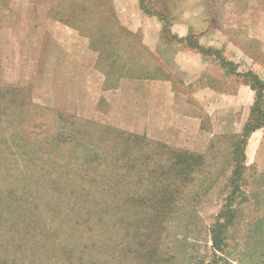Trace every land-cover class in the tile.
Returning <instances> with one entry per match:
<instances>
[{"label":"rangeland","instance_id":"rangeland-1","mask_svg":"<svg viewBox=\"0 0 264 264\" xmlns=\"http://www.w3.org/2000/svg\"><path fill=\"white\" fill-rule=\"evenodd\" d=\"M197 4L0 0V264H264V126L241 142L253 108L251 121L264 122V0ZM154 29L193 51L175 66L167 50L148 49ZM200 32L219 48L200 44ZM201 60L216 65L202 70ZM171 68L182 82L173 84ZM193 75L201 84H183ZM168 77L172 84L154 83ZM209 88L227 98H207ZM126 134L137 149L121 141ZM134 155L140 184L121 188L130 178L121 165ZM188 155L199 166L188 167L173 206L138 204L154 223H119L135 214L111 207L97 220L102 183L109 201L117 192L149 203L159 184L146 178L174 177L184 169L173 162ZM96 173L77 187L78 175ZM90 192L98 206L74 202ZM14 222L18 233L8 228ZM137 240L153 256L133 252Z\"/></svg>","mask_w":264,"mask_h":264},{"label":"trees","instance_id":"trees-1","mask_svg":"<svg viewBox=\"0 0 264 264\" xmlns=\"http://www.w3.org/2000/svg\"><path fill=\"white\" fill-rule=\"evenodd\" d=\"M187 46H188V44H187ZM188 47H190V46H188ZM193 48L196 49L197 51L198 50L199 51L202 50L201 45H193ZM255 110H257V108H255V109L253 108L252 109V113H254ZM252 113L250 114V118L244 124L243 134H242L243 139H241V142H243L245 140V138L247 136H249L248 134H250V132H252L254 129H256L258 127H261V126H264V122L263 121L260 122V121L255 120L257 123L251 121V119L253 118V114ZM259 113H260V110H259ZM261 113H262L261 116L264 118V113L263 112H261ZM58 115L60 116V114H58ZM62 119H63V121L65 123L66 122L65 119L64 118H62ZM85 133H87V135H88V132L86 130H85ZM126 136H127L126 138L122 136L121 137V141H123L124 143H129L130 142V146L133 147L134 149H137V146H136L135 142H133V140H130V138H132V136H130V134H126ZM113 138L119 139L120 137H117L116 135H114ZM120 150L121 149H119L118 153H120ZM154 152H155V150H152L151 153H149V154H153ZM188 156H189V158H185V157L179 158V159L177 158L173 162L172 165H174V166L180 165V168L184 169V171H181V172L175 171L173 173L174 177H167V178L166 177H161V178H158V179L157 178L156 179H151L152 176H150V177L146 178L147 181L154 182L156 180L157 183L159 184V185H157V184L154 185V191L157 194H156L155 197L152 198V201H150L149 203H146V202L142 201L143 198L139 194H137V195H128V193H123V195L120 196V195H116L117 192H115L113 194L112 193L110 194V195H112V198H115V200L114 201H109V200L106 199L105 196L108 193L110 188L109 187L107 188V186L105 187V185H106L105 183L106 182L102 183L101 184L102 187H100V190L97 193L100 192L99 196L104 198V199H101L103 201V203H100V205L103 208L98 210L99 211V213H98L99 217L97 218V220L104 221L105 219L102 218V215L105 213V211H106L105 209H108V208L111 207L112 209H114V208L115 209H119V210L120 209H125L126 210L125 214H126L127 211H133L134 212L135 215L133 217L132 216L128 217L129 215L123 216V217L122 216L118 217V218H120L118 220L119 223H122V222L127 223L130 220H132V221H134L136 223H139L140 221L142 222V221L146 220V221H148L147 225H149L148 223H150V224L154 223L155 220L152 217H150V219H144L143 217H141V215L139 214L138 204H139V207H142V206L144 207V205L147 206V207H152V208H155L156 206L157 207L162 206V207H167V209H169V206H173L174 203H176V201L180 198V194H181L180 191H179L180 190V185H181L182 181H185V178H187V175H188L187 174V169H188V167L190 169H191V167L192 168L194 167L195 170H196L197 167L199 166L198 157H194V156H191V155H188ZM138 162H139V157H137V155H134V157L133 156L127 157L126 164L125 165H121V166L124 167L125 172H127L125 176L126 177H130L127 182H125V180L123 178L120 179V184L122 185L121 188H124V186H126V183H128V182H130L131 185H133L135 187L140 184V178H139L138 174L136 173L137 169H138V166H139ZM130 164H133V167H130L129 166ZM155 167H156L157 170H160L159 168H161V165L159 166V164H158ZM106 168H104V171H102V172H105ZM240 168L242 169V164L235 162L234 163V167H233V172H232V177H235V181L237 179H239ZM157 170L154 173H149L148 176L151 175V174L154 176L156 174ZM160 172H161V170H160ZM68 173L66 174L67 178H66L65 184L67 182L69 183L68 180H72V178L70 177V174H68ZM99 173H101V172H99ZM96 175H98V177H99V174H97V173L95 175L88 176V177H87L86 174L78 175V177L80 179H79V185L77 187L82 186L85 182L90 183L91 181H94L95 178H93V177L96 176ZM104 175L106 176V173ZM103 179H105V178L102 176L101 180H103ZM124 182H125V184L123 185ZM81 189H82V192L84 193V188L81 187ZM88 196H89V199L86 200V198H84V194H81V197L77 195L76 196L77 199H76V197H74V200H75L74 202H76L77 204H79L81 206L84 204V202H85V204H88L90 206H92V205H97L98 206V203L95 202L94 200H92L93 194H91V192H90V194H88ZM116 196H117V198H116ZM83 206H85V205H83ZM134 207H136V208L134 209ZM151 211H154V210H151ZM170 212L171 211L168 210V213H170ZM85 213H86V211H85ZM125 218H127V219H125ZM82 220H89V218H87V217L86 218H82ZM106 220L109 221L110 219H106ZM222 224H224V223H222ZM222 224H220L219 222L215 223L214 228L211 231L212 232L211 238H212L213 246L216 247V248H219V244H220V238H219L220 232H218L219 233L218 234L216 232V229L217 228L220 229L222 227ZM9 227L11 229H15L16 233H18V230L21 228L19 223H16V222L10 224L8 226V228ZM259 227H261V226H259ZM135 238H137V236H135ZM136 244H137V247L135 248V250L133 252H136L137 255H140L142 257V259H146V257L153 256V253L150 252L151 250L145 248L146 244L144 245V243H141L140 240H137ZM148 259L152 260V258H148Z\"/></svg>","mask_w":264,"mask_h":264},{"label":"crops","instance_id":"crops-1","mask_svg":"<svg viewBox=\"0 0 264 264\" xmlns=\"http://www.w3.org/2000/svg\"><path fill=\"white\" fill-rule=\"evenodd\" d=\"M189 2V6H197L198 7V1L199 0H192V1H190V0H178V2ZM189 6H187V7H189ZM187 29V31L189 30V28H186ZM193 30V29H192ZM161 29H154V30H152L151 32H150V38L147 40V47H148V49L150 50V51H153V50H156V49H165V50H167V52H168V57H176V61L174 60H172V62H173V64L176 66V65H178V62H177V58L179 59V57H184L185 56V54L187 53V54H190L193 50L192 49H190V48H178V47H175V46H172L171 44L169 45V43H166V41H163L162 40V38H161ZM190 31V30H189ZM188 31V32H189ZM188 32H186V30H185V32L184 33H182L181 35H180V33H179V31H177V30H175V29H172V34H173V36L174 35H177L178 37H180V36H184L185 34H187ZM194 32V31H193ZM199 34V37H198V42L200 43V44H202V45H205V46H210V47H213V48H219L218 46H220V44L219 45H217V43H215V42H212V41H208V38L205 36V34H203V33H198ZM237 51H239L238 49H237ZM174 53V54H173ZM185 53V54H184ZM208 61H210V62H213L212 64H215L216 65V62H214V61H211V60H201L200 62L203 64V66H202V70H204L205 68H206V63L208 62ZM173 64H172V66H173ZM169 66V65H168ZM167 66V67H168ZM175 68V67H174ZM174 68H171V69H169V75L172 77H168V78H166V80H162V81H154V83H164V84H172V81L169 79V78H171L172 80H173V84H175V83H180V82H182V81H178L179 79H174L173 77H174V74H175V71H174ZM195 75H193V77H194ZM195 79H196V77H194ZM190 79V77L189 78H184V80H183V84H190L191 82L192 83H198V84H201V82L198 80V79ZM215 79L216 80H214L215 82H217V80H219V81H224L225 79H217L216 77H215ZM218 83V82H217ZM211 88H209L208 90L207 89H203L204 91L202 92L203 93V95H206L207 96V98H210L211 100H213V101H220V99H223V97H225V98H227V94H226V92L225 91H223L222 89L221 90H217V89H212V90H210ZM168 92H172V95L174 94L175 95V93H178L177 95H181L182 97H184L185 99H188L189 97H190V94L189 93H187V95L185 94L186 92H176V90L175 89H171V90H169ZM225 92V93H224ZM228 92V91H227ZM200 99H203V97H201V98H199V100ZM217 99H219V100H217ZM213 110L214 109H212L211 110V113L213 112ZM198 113H197V115L198 116H201V114H202V112H201V110L198 108ZM206 111V109H204V112ZM189 112H191V110L189 111ZM203 112V114H205ZM255 130H257V128L256 129H254L251 133H253ZM250 133V134H251Z\"/></svg>","mask_w":264,"mask_h":264}]
</instances>
